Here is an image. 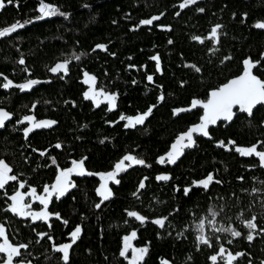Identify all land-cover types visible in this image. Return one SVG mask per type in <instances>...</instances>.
<instances>
[{"label": "trees", "instance_id": "obj_1", "mask_svg": "<svg viewBox=\"0 0 264 264\" xmlns=\"http://www.w3.org/2000/svg\"><path fill=\"white\" fill-rule=\"evenodd\" d=\"M44 2L64 15L37 19L40 0H13L12 4L5 0L6 7L0 10V30L31 21L0 38V73L14 84L41 81L31 91L0 87V109L11 114L5 128L0 129V159L11 166L10 174L18 177L6 185V190L11 193L18 181L41 190L56 179L58 169L71 167L72 161L83 160L90 174L73 175L76 187L64 197H55L50 206L59 217L52 215L48 223H39L38 233L28 221L4 213L0 204V224L10 244L28 245L15 261L64 264L62 253L56 249L79 226L82 231L70 249L69 264H127L118 256L121 237L130 227L140 225L138 237L148 249L144 264H163L164 260L170 264H203L205 254L197 257L192 225L194 211L205 210L209 204L221 214L226 208V226L240 233L248 232L245 222L253 217L257 226H264V176H249L242 167L249 160L233 151L235 145L264 142V104L251 116L237 111L229 123L211 126L210 138L194 134L195 147L185 149L176 164L157 162L181 133L199 123L202 109L192 107V101L206 100L211 91L243 73L246 59L260 62L252 72L264 80V28L256 27L264 23V0H197L184 9L179 7L183 0ZM201 8L205 11L200 12ZM152 16L160 19L152 25L140 24ZM217 24L222 25L218 43L208 39ZM74 55L81 59L72 61L66 77L49 71L55 63ZM157 55L159 61L151 59ZM21 58L24 65L18 63ZM83 71L97 78L99 89L119 94L115 109L95 108L85 99ZM149 75L153 76L151 82ZM3 82L0 78V84ZM161 94L162 102L158 99ZM152 105L156 107L143 125L126 128V120L119 119L121 115L142 114ZM175 109L186 110L174 115ZM27 115L57 123L36 129L25 138L18 121ZM220 141L226 146L229 141L235 144L229 150L220 146ZM57 144L62 147L56 148ZM127 154L143 159L145 165H134L120 173L118 185L109 181L113 196L96 208L101 200L97 192L103 183L101 174L113 171ZM163 174L171 179H156ZM208 174L223 186H216L209 194L194 190L183 194V186ZM141 181L144 189H138ZM129 211L146 217L145 222H135ZM162 217L168 219L159 229L152 221ZM43 233L47 236L40 238ZM253 234L259 236L251 242L234 241L233 246L246 253L239 264L264 261V234ZM3 258L0 254V260Z\"/></svg>", "mask_w": 264, "mask_h": 264}, {"label": "snow or ice", "instance_id": "obj_2", "mask_svg": "<svg viewBox=\"0 0 264 264\" xmlns=\"http://www.w3.org/2000/svg\"><path fill=\"white\" fill-rule=\"evenodd\" d=\"M8 4H12L13 0H7ZM197 0H183V3L179 5L181 9H184L188 7L189 5L196 4ZM17 7H19V4H16ZM6 7L5 0H0V10H3ZM200 12H204L205 10L203 8L199 9ZM39 15L37 16V19H44L46 17L55 16L57 14L64 15V13H60L59 9L44 2V0H40L39 7H38ZM179 15V12L177 13ZM159 16H152L149 19L142 20L140 22L141 25H152L154 21L159 20ZM31 21H25V22H17L12 24L10 27H6L3 30H0V38H4L6 36L11 35L12 33H15L18 29H22L25 27L27 23H30ZM258 28H264V23H259L256 25ZM220 29H222V25H215L211 31L210 35L208 37L209 40H215L217 43L219 42L220 37ZM196 40H200L201 43L204 41L200 39V37H194ZM172 41H169V44H171ZM96 48L106 50V45H97ZM95 50V49H94ZM81 57L79 55H74L71 59H65L61 62L55 63L54 66H52L49 71L53 74L61 75V78L66 77L69 72V65L72 63L73 60H80ZM152 60L159 61V56H153L151 57ZM227 59V58H226ZM20 65L25 64V60L21 58L18 62ZM259 61L253 62L251 59H246L244 61L245 64V70L242 75L239 77L230 80L228 83L224 84L223 86L219 87L216 90L211 91L210 93V99L207 101V103H203V109L204 114L201 118L200 123L191 126L187 131L184 133H181L175 142L171 145V150L166 154V156H160L158 158V163L164 164H176L179 158L184 154V150L188 148L195 147V139L194 134L203 135L204 137H209V126L210 125H216L217 122L221 119L226 121H231L234 117L233 109L236 106H239V110L241 112L247 113L249 116L252 115L253 109L259 105L264 104V80H261L257 78V76L253 75L252 69L257 67L259 65ZM195 67V66H193ZM159 68V65H158ZM196 71H200L199 68L195 69ZM0 78L3 79V83L0 84V87L3 89H10L13 87L18 88L20 91H31V89L41 83V81L36 79H29L27 82L22 84H14V82L9 79L7 76H4L2 73H0ZM147 80L149 82L153 81V76L149 75L147 76ZM96 81L97 78L94 75H90L87 72L84 73V80L83 83L87 84L89 86L88 90L84 93L85 99L96 101L97 106H99L101 102V97L107 101V103L110 105L109 111L116 108L117 99H118V93H111L106 92L104 89L97 90L96 88ZM135 83V81L133 82ZM159 101L164 100L163 94L159 96ZM201 101L199 100H193L192 101V107H196L197 105H200ZM33 109L36 107V104H33ZM156 107V105L150 106L146 112L142 114H138L133 117H126L124 115L120 116V120L124 121L126 120L125 127L126 128H135L138 125H143L145 120L152 114L153 109ZM186 109H175L174 115H178L180 112L185 111ZM11 119V114L4 110L0 109V129H4L6 126V122ZM25 122H28L29 126L24 128V136L25 138L28 137V135L33 132L36 129L41 128H51L53 125H55L57 122L54 120H42L37 121L36 118L32 115L24 116L22 120L18 121V123L23 124ZM103 143V141H101ZM220 146L229 147V150H231L230 146L235 144V141H229V145L226 146L224 144V141H220ZM264 143V142H261ZM259 145H253L249 147H235V151L243 156H252L253 154L258 157L261 161L262 166H264V151H258ZM56 148H61L62 145L57 144L55 145ZM46 153L41 152L40 155H45ZM125 161L129 162L125 164ZM53 164H55V159L53 158ZM134 165H145V161L143 159L137 158L134 155L127 154L125 155L118 163L115 164L114 170L110 171L106 174H101L103 183L100 184L99 188L97 189L98 195L101 197L100 203H97L95 205L96 208H100L101 205L108 201L112 196L113 193L111 189L108 186V182L112 181L115 184H119L120 180L117 179L118 175L122 172H125L128 168L134 166ZM12 168L11 166L6 163L3 159H0V190H4L6 185L9 182L17 181L18 177L15 175H11ZM75 174L79 176H84L90 173H86L84 167H83V160L81 161H72V167L67 168L66 170H61L59 172V175L57 176V179L50 188L48 186L44 187L43 189V195H37V189L35 187L31 188L30 192L28 193V196L34 198L35 201H39L41 205H43V209L41 211H32L31 210V204L25 203L26 196L25 194L17 190L14 194L11 196H7V193L5 192V195L7 199L10 201V204L8 205L9 211H11L13 214L18 215L21 218H30L32 222L36 221H49L51 215H55L56 217H59V213L50 214L47 211L48 205L51 201V199L55 196L57 199L64 197L72 188H75L76 185L73 181H71L70 177ZM145 180L147 177L144 178ZM159 181H168L171 179V177L167 174L159 175L156 177ZM214 181L213 174H208L205 179H202L201 181L197 182L194 186H203L205 189L208 188L209 184ZM19 189H24L25 184L23 182L19 183L18 185ZM145 183L144 181H141L138 185V189H144ZM191 191V188H185L184 192L185 195H187ZM135 195V193H134ZM131 217H135L137 220L141 221L142 223L145 222L146 217L139 215L137 212L130 211L127 213ZM216 213H213V216H215ZM167 217L157 218L153 223L160 226L161 228L165 227V223L167 221ZM67 223V221H65ZM208 223L211 225V227L218 233H230L232 237H240L241 233L239 231H236L229 227H223V226H217L216 222L214 220H209ZM245 226L250 230L249 235L247 236V240L249 242L253 241L255 238L252 233L255 232L257 225L255 223V217H253L251 220H248L245 222ZM196 229L199 231V236L197 237V240L201 244H205L208 246L210 245L208 237L205 235V228L206 224L204 220H201L198 224H196ZM81 227L77 226L74 231L71 232L72 241L71 243H65L62 246L57 247V251L62 253V260L64 261V264H69L70 262V249L72 248V245L75 243V241L79 238L81 234ZM261 231H264L262 229ZM41 236H47V233L40 234ZM133 237L136 235L135 232L131 234ZM0 238H3V242H0V254H3V259L0 260V264H13L14 258H18L21 256V249H27V244H20L18 246H13L8 242L7 236H6V230L3 225H0ZM51 239V237H49ZM128 240V237H125V241ZM128 244L126 243L124 246V250L120 253V255L126 256L128 252ZM147 252V248L142 249H133V255L131 257L130 264H138L139 261L143 259L144 254ZM226 249L223 245L220 246L218 253L214 254L210 257V260L213 262V264H217L219 261H224V264H233V261L237 260L238 257L245 255L244 253H237L235 255L228 253L225 256ZM20 264H24L23 261L20 262ZM30 264V262H29ZM164 264H167V262H164Z\"/></svg>", "mask_w": 264, "mask_h": 264}, {"label": "flooded vegetation", "instance_id": "obj_3", "mask_svg": "<svg viewBox=\"0 0 264 264\" xmlns=\"http://www.w3.org/2000/svg\"><path fill=\"white\" fill-rule=\"evenodd\" d=\"M88 86H87V90H88ZM96 88L97 89H99L98 87H97V85H96ZM100 99H102V97L100 98ZM91 102L94 104V106H95V108H99V107H101V106H105L107 109H108V103H107V101H105V102H100V104H99V106H97V103H96V101H93V100H91ZM242 114H245V113H242ZM230 121H226V124L227 123H229ZM263 123H264V120L262 121V126L264 127V125H263ZM20 126H22V130H24V128L25 127H28L29 126V124H28V122H25V123H23V124H21ZM23 133H24V131H22ZM252 145H259L258 146V148H257V150L258 151H264V147L263 146H261V140H259V141H257L256 143H254V144H252ZM252 145H248V146H246V147H249V146H252ZM235 147H236V145L235 146H233V151L237 154V156L239 157V158H243V159H248L249 161H245V162H243L242 163V167H244L245 169V171L246 172H248V173H250V175L249 176H251V177H256L257 179H261L263 176H264V166H262V164H261V161H260V159L258 158V157H256L254 154L252 155V156H240V154L239 153H237L236 151H235ZM184 155V154H183ZM182 155V156H183ZM181 156V157H182ZM165 164L166 163H164L163 165L165 166ZM72 167V166H71ZM69 168V167H68ZM61 170H66V169H58V171H57V176L59 175V172L61 171ZM73 175H75V174H73ZM73 175L70 177V179H71V181H73L74 179H73ZM57 176H56V179H57ZM207 177V176H206ZM205 177V178H206ZM205 178H200V179H195V180H193L189 185H185V186H183V190L185 189V188H191V191L192 190H194L193 192H198L199 194L200 193H203V194H209L210 192H212L213 191V189L214 188H216V186H223L222 184L223 183H221L220 181H217V179H215L214 178V181L213 182H211L210 184H209V186H208V188H204L203 186H194L195 184H197V182H199V181H201L202 179H205ZM56 179L52 182V183H50V184H47V185H45L44 187H46V186H48L49 188L52 186V185H54V183H55V181H56ZM21 182H23V181H18V182H16L17 184H16V187H15V189L11 192V193H7V190H6V187H5V189L4 190H0V194H2L1 196H2V201L0 202V204L2 205V211L4 212V213H7V214H10L14 219H16V220H23V221H28L29 222V224H32V225H34V228H35V231L37 232V225L39 224V223H48L49 221H47V222H45V221H36V222H32L31 221V219L30 218H21V217H19L18 215H15V214H13L11 211H9V210H7L8 209V205L10 204V201L7 199V197H6V195H5V192L7 193V196H11L12 194H14L15 193V191H17V190H20V191H22L24 194H25V196H26V199H25V203H30L31 204V210L32 211H41L42 209H43V205H41L40 203H39V201H35L34 200V198H32V197H30V196H28V193L30 192V190H31V188H33V187H28L27 185H26V183H24L25 184V187H24V189H19V187H18V185H19V183H21ZM10 183V182H9ZM8 183V184H9ZM44 187H42L41 188V190H38L37 188V195H43L44 193H43V189H44ZM190 191V192H191ZM189 192V193H190ZM258 192V191H257ZM188 193V194H189ZM183 194L185 195V192H183ZM187 194V195H188ZM186 195V196H187ZM216 195H218V194H216ZM55 199V196L51 199V201H50V203H49V205H48V208H47V211L50 213V214H54L52 211H51V209H50V206H51V204H52V202H53V200ZM225 211H223V213L221 214V211L220 210H217V209H213L212 208V204H209V207L208 208H206L205 210H196V211H194V216L196 217V219H195V223L192 225V236H193V240H194V245H195V252H196V254H197V257L198 256H200V254H205V256L203 257V260H204V263L203 264H213V262L210 260V257L212 256V255H214V254H217L218 253V250H219V248H220V246L221 245H223L224 247H225V249H226V253H225V256L228 254V253H231V254H233V255H235V254H237V253H244L245 255H246V253H245V251H243V250H240V249H238V248H240V247H238V248H236V247H234L233 246V244L235 243L234 241L236 240V239H242L243 241H245V242H249L248 240H247V236L249 235V233H250V230L248 229V232L247 233H241V236L240 237H236V238H234V237H232L231 236V234L230 233H218V232H216L212 227H211V225L208 223V221L209 220H214L215 222H216V224H217V226L219 227V226H223V227H227L226 226V208L224 209ZM217 211V212H216ZM213 213H216V215L215 216H213ZM140 215V214H139ZM223 217L225 220H221L222 222H223V224H221L220 222V217ZM50 217H52V215L50 216ZM131 219H134V221L135 222H137V223H142L141 221H139V220H137L135 217H131V216H129ZM50 220V219H49ZM201 220H204L205 221V224H206V228H205V235L208 237V239H209V242H210V245L211 246H208V245H205V244H201V243H199V241L197 240V237L199 236V231L196 229V224H198ZM1 225V224H0ZM157 227H159V229H163V228H161L160 226H158L157 225ZM140 225H138L136 228H133V227H130V229L128 230V233L127 234H124V235H122V237H121V248H120V250L118 251V256L121 258V259H123V261L125 262V263H127V264H130V261H131V257H132V255L134 254L133 253V249H142V248H146V246L145 245H142L141 244V242H140V240H139V233H138V231L140 230ZM230 228V227H229ZM232 228H234V227H232ZM262 229H264V226H257V228H256V233L258 232L259 234H261V233H263L264 234V231H261ZM133 232H135L136 233V235L133 237L131 234L133 233ZM38 233V232H37ZM253 234V233H252ZM38 235V234H37ZM254 235V234H253ZM257 236H259V235H254V237H257ZM40 238L41 237H44V236H39ZM125 237H128V240L127 241H125ZM71 238V237H70ZM69 238V240L66 242V243H71V241H72V239H70ZM51 240V239H50ZM0 242H3V238H0ZM9 242V241H8ZM10 243V242H9ZM128 244V246H129V248H128V252H127V254H126V256H121L120 255V253L124 250V246H125V244ZM65 244V243H64ZM64 244H62V245H64ZM61 245V246H62ZM14 246V245H13ZM148 250V249H147ZM245 255H243V256H240V257H238V259L237 260H235V261H233V264H239L240 263V261H243V258L245 257ZM146 256H147V252L144 254V256H143V259L141 260V261H139L138 262V264H144V261H145V258H146ZM262 262V260H259V259H257V262ZM164 262H167V264H170L168 261H166V260H164L163 261V264H164ZM249 262V264H251V262L252 261H248ZM13 264H20L19 262H17V261H15V258H14V261H13ZM217 264H224V261H219L218 260V262H217ZM258 264V263H257ZM262 264H264V261L262 262Z\"/></svg>", "mask_w": 264, "mask_h": 264}, {"label": "water", "instance_id": "obj_4", "mask_svg": "<svg viewBox=\"0 0 264 264\" xmlns=\"http://www.w3.org/2000/svg\"><path fill=\"white\" fill-rule=\"evenodd\" d=\"M85 72H87L88 74H90V75H93V74H91V73H89L88 71H83V73H82V82H83V80H84V73ZM253 73V72H252ZM243 73H241V74H239V75H237V76H234V77H232V78H230V79H228L225 83H223L221 86H223L224 84H226V83H228L230 80H232V79H235V78H237V77H239L240 75H242ZM253 75H254V73H253ZM85 84V83H84ZM86 86H88L87 84H85ZM96 85H97V81H96ZM220 86V87H221ZM89 87V86H88ZM219 88V87H218ZM217 88V89H218ZM97 90H99V89H97ZM214 90H216V89H214ZM211 93V92H210ZM211 97H210V94L208 95V97H207V99L206 100H203V101H201V104L200 105H198L201 109H202V113H201V115H200V118H199V123H200V121H201V118H202V116H203V114H204V109H203V103H207V101L210 99ZM101 102H105V100L102 98L101 99ZM259 105H261V104H259ZM259 105H257L255 108H257ZM109 107H110V105H108V109H109ZM254 108V109H255ZM253 109V110H254ZM240 112V113H245V112H241L240 110H239V106H236L234 109H233V112H234V116H235V114H236V112ZM245 114H247V113H245ZM223 121H226V120H223V119H221V120H219L218 122H217V124L218 123H220V122H223ZM216 124V125H217ZM216 125H210L209 126V128L211 127V126H216ZM263 125H264V123H263ZM253 146V145H252ZM236 147H244V146H236ZM240 156H243V155H241L240 154ZM130 212V211H129ZM135 212V211H134ZM129 216V215H128Z\"/></svg>", "mask_w": 264, "mask_h": 264}, {"label": "rangeland", "instance_id": "obj_5", "mask_svg": "<svg viewBox=\"0 0 264 264\" xmlns=\"http://www.w3.org/2000/svg\"><path fill=\"white\" fill-rule=\"evenodd\" d=\"M133 117V116H132ZM104 182V181H103Z\"/></svg>", "mask_w": 264, "mask_h": 264}]
</instances>
